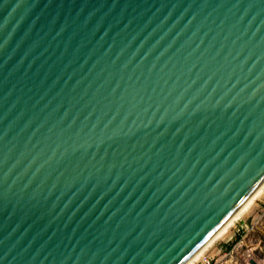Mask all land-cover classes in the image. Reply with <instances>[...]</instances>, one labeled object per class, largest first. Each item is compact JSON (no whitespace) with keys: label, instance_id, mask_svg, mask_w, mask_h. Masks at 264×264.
<instances>
[{"label":"water","instance_id":"1","mask_svg":"<svg viewBox=\"0 0 264 264\" xmlns=\"http://www.w3.org/2000/svg\"><path fill=\"white\" fill-rule=\"evenodd\" d=\"M264 186V0H0V264H193Z\"/></svg>","mask_w":264,"mask_h":264},{"label":"rangeland","instance_id":"2","mask_svg":"<svg viewBox=\"0 0 264 264\" xmlns=\"http://www.w3.org/2000/svg\"><path fill=\"white\" fill-rule=\"evenodd\" d=\"M193 264H264V190L228 232Z\"/></svg>","mask_w":264,"mask_h":264},{"label":"bare ground","instance_id":"3","mask_svg":"<svg viewBox=\"0 0 264 264\" xmlns=\"http://www.w3.org/2000/svg\"><path fill=\"white\" fill-rule=\"evenodd\" d=\"M264 190V186H263V188L259 191V193L254 197V199L249 203V205L244 209V211L238 216V218L222 233V236L223 235H225L227 232H228V230H229V228L231 227V226H233L234 224H235V222L238 220V219H240L243 215H244V213H246L250 208H251V206H252V203H253V201L259 196V194L262 192ZM221 236V237H222ZM220 237V238H221ZM204 256V255H203ZM202 256V257H203ZM202 257L200 258V259H198L197 261H200L201 259H202ZM196 261V262H197Z\"/></svg>","mask_w":264,"mask_h":264}]
</instances>
